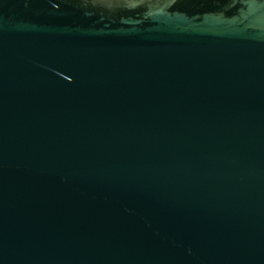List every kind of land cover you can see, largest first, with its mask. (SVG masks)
<instances>
[{"label":"water","instance_id":"water-1","mask_svg":"<svg viewBox=\"0 0 264 264\" xmlns=\"http://www.w3.org/2000/svg\"><path fill=\"white\" fill-rule=\"evenodd\" d=\"M0 264H264V0H0Z\"/></svg>","mask_w":264,"mask_h":264}]
</instances>
